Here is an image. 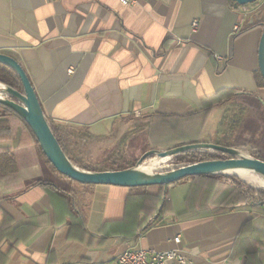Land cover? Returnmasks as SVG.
Here are the masks:
<instances>
[{
    "label": "crops",
    "instance_id": "0c3cea01",
    "mask_svg": "<svg viewBox=\"0 0 264 264\" xmlns=\"http://www.w3.org/2000/svg\"><path fill=\"white\" fill-rule=\"evenodd\" d=\"M263 29L264 0L246 6L231 0H0V52L24 69L45 117L74 153L85 149L84 129L94 138L118 134L115 140L127 143L143 134L151 150L212 142L217 129L206 127L216 110L222 135L246 117L241 143L257 145L264 134L245 139L253 116L234 100L264 104ZM211 96L218 99L205 116L203 99ZM10 126L0 146L9 148L17 170L0 175V225L9 222L11 232V240L0 241V264H114L129 245L176 249L188 264H264L260 208L197 211L186 202L189 180L182 179L167 189L168 205L157 221L141 231L140 195L156 194L159 186L63 177L46 165L20 120L10 119ZM38 180L63 191H47ZM73 217L83 227H72Z\"/></svg>",
    "mask_w": 264,
    "mask_h": 264
},
{
    "label": "water",
    "instance_id": "95a60500",
    "mask_svg": "<svg viewBox=\"0 0 264 264\" xmlns=\"http://www.w3.org/2000/svg\"><path fill=\"white\" fill-rule=\"evenodd\" d=\"M237 6H246L257 0H231ZM0 63L11 68L20 79L23 92L13 90L3 85L0 97V104H3L15 111L28 125L35 136L42 153L51 163L54 169L61 175L74 181L86 184H104L123 187H147L162 186L176 183L180 180L194 175H234L226 172L231 168H243L255 175L264 177V160L253 156L244 157L235 147H227L212 142H197L180 145L168 150H150L142 155L133 167L121 170L89 171L74 165L63 152L58 140L54 136L42 107L27 74L21 65L11 56L0 52ZM258 70L264 81V29L261 33L258 45ZM1 84V83H0ZM4 94L10 96L4 97ZM193 150L217 151L228 156L221 159H210L195 163L177 164L156 171L153 175L147 176L137 170L148 156L164 158L169 162L173 156ZM244 181V180H242ZM257 188V187H255Z\"/></svg>",
    "mask_w": 264,
    "mask_h": 264
},
{
    "label": "trees",
    "instance_id": "16d2710c",
    "mask_svg": "<svg viewBox=\"0 0 264 264\" xmlns=\"http://www.w3.org/2000/svg\"><path fill=\"white\" fill-rule=\"evenodd\" d=\"M255 3L256 2L252 4ZM0 83L13 90L23 92V87L17 74L11 68L1 63ZM5 97L10 98V96L7 94H5ZM217 99L218 98H215V96L203 99V113L205 114V116L209 113L211 104ZM10 119H18L21 121L27 132L34 139V142L38 146L46 165L57 172L51 165V163L46 159L45 155L42 153L39 144L28 125L15 111L3 104H0V139H7L9 137L11 132ZM46 120L54 136L58 140L63 152L68 157V159L77 167L89 171H103L121 170L133 166L132 164L128 165V163L123 166L118 161H115V159H113L115 157L114 152L108 154L105 153L103 157L99 158L101 159L99 161H93L91 159L84 160L79 156L78 152L74 153L72 150L64 147L60 137H58L47 118ZM81 135L93 137L89 133H87L85 129L83 131V134ZM259 147L264 148V136L258 142L257 149ZM255 152L253 154V157L263 160L257 154H255ZM152 157V155L146 157L145 161L150 160ZM221 158L223 159L224 157H221L212 151L193 150L182 152L173 156L172 163H195L199 161ZM16 170L17 168L13 154L10 152L8 147L0 146V175L12 174L15 173ZM184 179L189 180L186 202L189 204V206L190 204L194 205L196 207L194 209L197 211L201 210V208L203 207H211V212L217 213L230 209L245 207L247 205H253L264 211V188L252 187L234 175H194ZM37 183L47 191H63L55 183L50 181L38 180ZM176 183L159 186V190L156 194L147 193L140 195V210L142 212L145 211V218L138 224L139 230L144 231L146 228L150 227L157 221L158 216L164 211V209H166V206L168 205V202L165 201L167 189L170 186L175 185ZM131 224L133 225V228L136 229L134 220H131ZM71 226L75 228L83 227V221L81 220V218L73 217ZM9 227V222L7 221H3V223L0 225V241L2 239L11 240V232H7ZM14 232H18V230L16 229L14 230ZM135 236L136 235L134 232L132 238H134Z\"/></svg>",
    "mask_w": 264,
    "mask_h": 264
},
{
    "label": "rangeland",
    "instance_id": "374dc122",
    "mask_svg": "<svg viewBox=\"0 0 264 264\" xmlns=\"http://www.w3.org/2000/svg\"><path fill=\"white\" fill-rule=\"evenodd\" d=\"M248 8H249V10H253V9H256L257 6L256 5H254V6L250 5V6H248ZM260 80L264 84L262 77H260ZM238 97L239 98L235 99L234 102H239V104H242L243 106L250 108L246 115L253 116L250 119L249 125H248L251 133H245L244 134L245 139L248 137L260 139L264 134V104L260 103V106H258V103L256 101L257 99H255V98H247L246 96H242V97L238 96ZM259 97H260V99L264 100V95H260ZM234 102H232V103H234ZM218 111L219 110H216L213 113L211 120L206 127L211 131L214 129H217V133L215 135H213V137H212L213 138L212 143L227 146V147H235L240 152H242V154L247 155V156H249V155L253 156L254 152L256 151L255 154H257L260 158H262L264 160V148L259 147L257 149L258 143H257V145L255 143L253 145L241 143V142H245L244 139H241V135L239 134V132L242 129V126H241L242 122L241 121L248 124L247 118L244 117L242 120H239L241 122L240 125H239V123H240L239 121L236 122V124L234 125V127L236 126V129L234 127L229 128L227 130V133H225V135H222L223 133H222L221 128L220 127L216 128V124L218 121V115H219ZM227 118L228 117H225L224 119H227ZM223 122L225 123L226 121L223 120ZM250 134H251V136H250ZM108 136H109V139H108ZM119 136L120 135H118V134L114 135L112 133H108V134L103 135L101 137H95V138L85 136V135H81V138H85L87 140L86 146H85V149L81 148L82 150H79L77 152L79 153V156L81 158H83L84 160L91 159L93 161L101 160L99 158L103 157V155L105 153L108 154V153L114 152L115 157L113 159H115V161H118L123 166L126 163H128V165L132 164L134 166L137 163V160L142 155H144L146 152L151 150V149H149V147H148L149 145H147V140H145V137L143 134L130 138L128 143H127V141L123 142L122 140H120L118 142V140H115V139H118ZM129 137L130 136H128V139H129ZM221 137H223V140L220 139ZM224 137H226V138H224ZM128 139H126V140H128ZM108 140H110V142H108ZM164 150H168V149H164ZM164 150H158V151H164ZM212 152H214L215 154H217L221 157H224V158L228 157V156H226V154H223V153H220L217 151H212ZM153 158H155V157H153ZM150 160H147V162ZM177 164H187V163H177ZM177 164L172 163V159H171V161L166 162L165 165L171 167L172 165H177ZM238 178L242 179V177H238ZM148 187H151V186H148ZM140 188H142V187L140 186L137 189H140Z\"/></svg>",
    "mask_w": 264,
    "mask_h": 264
},
{
    "label": "built area",
    "instance_id": "2783aa9c",
    "mask_svg": "<svg viewBox=\"0 0 264 264\" xmlns=\"http://www.w3.org/2000/svg\"><path fill=\"white\" fill-rule=\"evenodd\" d=\"M120 2L126 5L133 3L134 0H120ZM190 26L191 31L195 32L198 28V21L194 19ZM233 31L238 32L239 25H235ZM179 239L180 237L176 236L173 241L178 243ZM171 260L176 261L177 264H188V258L176 249L145 250L129 245L115 258L114 264H166Z\"/></svg>",
    "mask_w": 264,
    "mask_h": 264
},
{
    "label": "bare ground",
    "instance_id": "6f19581e",
    "mask_svg": "<svg viewBox=\"0 0 264 264\" xmlns=\"http://www.w3.org/2000/svg\"><path fill=\"white\" fill-rule=\"evenodd\" d=\"M3 84H0V97L3 96L2 91ZM5 97V94H4ZM244 157H249L247 155H244L242 153H239ZM154 157V156H153ZM151 158L150 161H146L143 164L139 165L137 167V170L140 171L141 173L151 176L153 175L156 171H159L161 169H165L169 166L165 165V159L160 158V157H155ZM226 172L228 173H235L239 177H242L241 180H244V182L252 187H257V188H264V177L255 175L254 173H251L249 170L243 169V168H231L228 169Z\"/></svg>",
    "mask_w": 264,
    "mask_h": 264
}]
</instances>
